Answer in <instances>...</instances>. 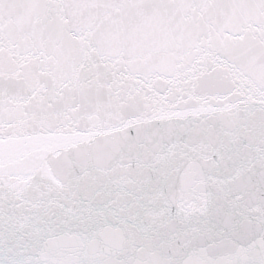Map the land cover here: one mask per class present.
<instances>
[{"label": "snow or ice", "instance_id": "snow-or-ice-1", "mask_svg": "<svg viewBox=\"0 0 264 264\" xmlns=\"http://www.w3.org/2000/svg\"><path fill=\"white\" fill-rule=\"evenodd\" d=\"M26 8L0 21V264H264V0Z\"/></svg>", "mask_w": 264, "mask_h": 264}, {"label": "water", "instance_id": "water-1", "mask_svg": "<svg viewBox=\"0 0 264 264\" xmlns=\"http://www.w3.org/2000/svg\"><path fill=\"white\" fill-rule=\"evenodd\" d=\"M33 0H0V21H2L10 35H17L30 29L28 20L29 11L26 5ZM73 41L68 42V46L72 45ZM0 63H2V54H0ZM3 83V77L0 76V84ZM10 83L17 85V91L23 93L25 90L20 88V81L13 79ZM14 131V129H9Z\"/></svg>", "mask_w": 264, "mask_h": 264}]
</instances>
